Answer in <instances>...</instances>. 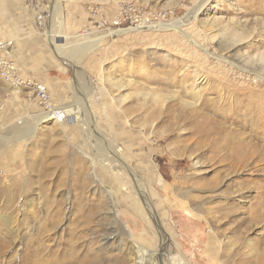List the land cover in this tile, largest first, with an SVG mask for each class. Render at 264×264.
<instances>
[{
    "label": "rangeland",
    "instance_id": "rangeland-1",
    "mask_svg": "<svg viewBox=\"0 0 264 264\" xmlns=\"http://www.w3.org/2000/svg\"><path fill=\"white\" fill-rule=\"evenodd\" d=\"M197 7L185 35L138 27ZM119 12L121 26H97ZM0 38L54 106L76 109L37 124L36 98L0 78L9 97L0 113V264H134L131 249L157 250L160 227L165 264L174 255L264 264V142L238 118L264 108V0H0ZM85 38L100 43L84 53ZM240 143L256 154L234 167ZM110 145L145 182L151 210L126 172L101 161Z\"/></svg>",
    "mask_w": 264,
    "mask_h": 264
},
{
    "label": "bare ground",
    "instance_id": "bare-ground-1",
    "mask_svg": "<svg viewBox=\"0 0 264 264\" xmlns=\"http://www.w3.org/2000/svg\"><path fill=\"white\" fill-rule=\"evenodd\" d=\"M205 1V0H204ZM202 5H200L201 7ZM199 10V7H197L193 12H189L186 16H183L179 19H176L174 20L172 23L170 24H163V23H159V24H153V23H150V24H144V23H141L140 26L138 27H145V28H152V29H155V28H173V29H176L178 30L179 32H181V34L185 35V32L182 28L183 25H185V23L190 19V17L192 18L193 16L196 15L197 11ZM190 11V10H189ZM233 20V19H231ZM233 23V21H230ZM231 24V23H230ZM131 29V28H130ZM134 29V28H132ZM129 30V28H128ZM99 37V36H98ZM101 38H104L103 36L100 37L99 39ZM99 39L98 38H85L83 40H81V42H79L77 45L78 49H82L81 51H83L85 53V51H89L91 50L92 48L96 47L97 44H99ZM191 39V38H190ZM102 40V39H101ZM196 47H198L204 54H209L210 52L205 48L203 47L199 42L197 41H194V40H190ZM235 42H239V40L236 39V41H234L233 43ZM232 43V44H233ZM12 44V43H11ZM232 44H229L227 46H224L223 48L224 49H228L227 47L229 46H232ZM53 48L56 50V51H60L55 45H53ZM61 49V48H60ZM87 51V52H88ZM81 56L82 53H81ZM222 57V56H221ZM262 58H264L262 56ZM219 59V58H218ZM193 82V81H192ZM13 92H16V91H13ZM250 94V93H249ZM255 100V99H254ZM258 100V99H256ZM255 100V101H256ZM251 101V100H249ZM262 101V100H261ZM258 102V101H257ZM85 106H88V105H85ZM264 107V106H263ZM89 108V107H88ZM258 108V107H257ZM75 109V108H74ZM264 108H261L260 111H249L248 113H245L243 114L242 116H239L238 118H240V120L244 121L243 125H248V124H254V129L252 128L251 130L248 131V136L250 138H254V139H257L258 141H263L264 142V110H262ZM63 112L67 115V114H72V113H75L74 111L76 110H71V109H62ZM77 112V115L75 116L77 118V122L79 123H83V128L89 124L86 123V121L84 122L82 120L83 117H80L81 115L80 112L82 111H76ZM226 112V111H225ZM247 112V111H246ZM236 114V113H235ZM237 115V114H236ZM230 117L232 115H229ZM237 117V116H236ZM40 119L38 120L37 124L40 123V120H44L45 118H53L51 115H49V113H44L42 114L40 117ZM232 118V117H231ZM54 119V118H53ZM224 119V118H223ZM236 119L233 118V122L235 121ZM55 121H57L55 119ZM232 122V123H233ZM85 124V126H84ZM221 125V124H220ZM218 126V124H217ZM253 126V125H252ZM34 128V127H33ZM31 129L30 131V134L31 132L33 133L36 129V127L34 129ZM207 128V127H206ZM231 128V127H229ZM244 129V128H243ZM85 131L86 128H84ZM217 132H219L220 134L224 135L228 133L227 136H229V131H228V128L226 126H219L217 128ZM233 132V131H232ZM238 132V131H237ZM210 133V130H207L206 131V135H208ZM241 133V132H240ZM244 134V133H242ZM247 134V133H246ZM245 134V135H246ZM85 135H86V132H85ZM235 136V135H234ZM233 136V137H234ZM238 136V135H237ZM242 136V135H240ZM2 137V136H1ZM248 137V138H249ZM239 138V136H238ZM236 139V138H235ZM238 140V139H237ZM247 141V140H245ZM249 142V141H248ZM254 142V141H253ZM252 142V143H253ZM3 144V140L0 139V145ZM242 144H243V141H242ZM241 143L239 145H237L238 147L236 148L235 150V156H233L234 158H232V166L236 167L238 166V164H240L241 162L243 161H246V160H249L250 158H252L254 156L255 153V148L248 153L246 150H245V147H241L242 145ZM261 144V143H260ZM251 145V144H250ZM259 146V145H258ZM262 146V145H261ZM244 148V149H243ZM261 148V147H260ZM243 149V150H242ZM251 149V148H250ZM242 150V151H241ZM120 149L119 148H116L115 145H110L109 147L107 146L105 148V153L103 154L104 156H101V161L106 164L108 166L109 169H111V171H114L115 172V167L116 166H119L120 169L124 172H126L133 185L135 186L136 190H137V195L139 196L138 199L141 200L142 204L145 205V207L148 209V207L150 206L151 204V201H150V196L149 194L147 193V188L145 187V182L142 181V179L139 178V176H137V174L135 173V171H133L131 168H129V166H127L125 164V162L123 161V159L121 158V155H120ZM260 152V151H259ZM259 156V155H258ZM261 156V155H260ZM263 156V155H262ZM229 158V159H230ZM234 159V160H233ZM241 161V162H240ZM231 162V161H230ZM231 165V164H230ZM231 168V167H230ZM238 168V167H237ZM236 168V169H237ZM152 205V204H151ZM146 210V209H145ZM150 210H151V206H150ZM147 212H149L148 214V218L153 221V223H156L158 224V228H159V222H158V219L157 217H155V214L153 213V211H149V210H146ZM159 235H160V241H159V244H158V249L157 250H150L149 248H146V247H143L141 245H139L138 243L135 244V246L131 249L130 251V257L132 258L134 264H165L163 262V256H165V253H164V246L167 242H169V236L163 231V229L160 227L159 229ZM157 231V230H156ZM167 246V245H166ZM168 255V254H167ZM168 260L166 262V264H187L185 263V261L183 262V259L181 258V255H177L174 257H169L168 256Z\"/></svg>",
    "mask_w": 264,
    "mask_h": 264
},
{
    "label": "built area",
    "instance_id": "built-area-1",
    "mask_svg": "<svg viewBox=\"0 0 264 264\" xmlns=\"http://www.w3.org/2000/svg\"><path fill=\"white\" fill-rule=\"evenodd\" d=\"M98 13L99 11L93 12V14L96 15ZM125 20H127V14H124L122 12H119L117 18H114L113 20H109L106 17L100 15V18L97 22V26L119 27L123 22H125ZM38 24H41V20H38ZM10 46V41H6L0 38V78L4 82H6L10 87L23 88L29 93H31L40 105L42 113H49V115H51L54 119L59 122L67 121L69 116H67L61 108H58L57 106L53 105L51 101V93L48 87L44 83L37 81L32 77L22 74L16 62L9 56ZM8 98V96H0V113L4 110L6 106L5 100Z\"/></svg>",
    "mask_w": 264,
    "mask_h": 264
},
{
    "label": "crops",
    "instance_id": "crops-1",
    "mask_svg": "<svg viewBox=\"0 0 264 264\" xmlns=\"http://www.w3.org/2000/svg\"><path fill=\"white\" fill-rule=\"evenodd\" d=\"M11 48V47H10ZM12 53H13V49L11 48V53L9 54V56H10V58H12ZM13 59V58H12ZM7 84V83H6ZM8 85V84H7ZM14 88V87H13ZM15 89H17V91L19 90V89H23V88H15ZM25 90V89H24ZM14 91V90H13Z\"/></svg>",
    "mask_w": 264,
    "mask_h": 264
}]
</instances>
